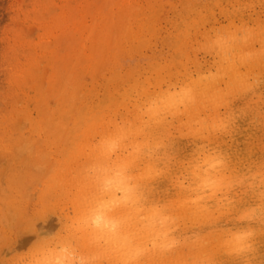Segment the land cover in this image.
Wrapping results in <instances>:
<instances>
[{
  "label": "clouds",
  "instance_id": "1",
  "mask_svg": "<svg viewBox=\"0 0 264 264\" xmlns=\"http://www.w3.org/2000/svg\"><path fill=\"white\" fill-rule=\"evenodd\" d=\"M188 3L175 54L84 123L0 264H264V135L237 139L264 131V0Z\"/></svg>",
  "mask_w": 264,
  "mask_h": 264
},
{
  "label": "rangeland",
  "instance_id": "2",
  "mask_svg": "<svg viewBox=\"0 0 264 264\" xmlns=\"http://www.w3.org/2000/svg\"><path fill=\"white\" fill-rule=\"evenodd\" d=\"M201 6L188 0H0V232L18 234L24 226L20 209L29 214L39 201L51 200L49 168L63 140L55 138L59 128L41 118L49 120L58 107L52 119L62 114L67 121L60 105L62 99L69 103V64L62 71L64 85L56 90L55 83L48 85L49 68L41 57L53 51L68 59L115 58L117 76L109 81V68H99L94 78L79 75L85 97L97 100L107 90L120 92L131 76L174 55L170 32L183 15ZM32 55L38 58L42 93L15 82ZM240 126L253 128L255 138L263 134L255 123ZM18 136L25 138L20 145Z\"/></svg>",
  "mask_w": 264,
  "mask_h": 264
},
{
  "label": "bare ground",
  "instance_id": "3",
  "mask_svg": "<svg viewBox=\"0 0 264 264\" xmlns=\"http://www.w3.org/2000/svg\"><path fill=\"white\" fill-rule=\"evenodd\" d=\"M93 11L94 10H88L89 13H92ZM59 41L62 40L60 39ZM30 57L31 59L27 61L23 66H21L19 71H17L15 75V82L19 83L20 87H25L27 90H31L33 93H39L43 88L39 78L40 69L38 68V65L36 66L38 58H36L34 55ZM41 58L43 59L44 64L49 68L48 85L53 87L55 83L57 85L56 90L59 89L60 85H64L65 80L63 79L62 71L64 70V67L69 64V103L66 100L62 99V103L64 102V105L59 104L60 109H62L64 112L66 111L67 121L63 119L62 114L60 115L59 120L52 119L53 117H55L54 114L56 113L55 111L58 107L55 110H52V116L48 118L49 120H46L44 117L41 118L42 121H48L50 125L57 126L59 128V132L56 133L55 138L63 140V143L58 149L59 151L56 152L55 156L53 155L54 157H52V160L50 158L53 165L51 168H49L50 186L48 189L50 198L53 199L58 185H60L63 181L70 179L69 169L72 166V158L77 147V140L80 129L91 116L95 115L97 112L103 111L105 108L110 107L112 104H114L118 99L117 96L119 92L118 90H113L114 92H111L112 90H107V92H104L103 95L97 100H93L85 97V91L82 90L83 87L81 86V84H78L80 83V74H89L94 78L99 68H109L110 76L108 78V81L116 77L117 70L115 68V58H108L105 56H83L81 58L77 57L68 59L65 56H55V54H53V51H48L47 55H44V57ZM28 79L31 80V83L27 82ZM76 92H79V98L77 100L74 99V95ZM40 97H42V94L40 95ZM39 102L43 103V99H40ZM74 109H77V112L73 118H70V116L74 113ZM57 127H55L56 132L58 131ZM262 135H264V131L263 134L260 133V135L255 138L253 128L240 126L237 134V139L241 142L242 147L247 144L256 146L259 138ZM16 138V141L20 139L18 145L22 144L23 140L25 139L23 136H21V138L19 136ZM14 153L15 152L13 150H10L9 154H11L12 157ZM17 181L19 183L23 182V178H18ZM21 211H27L22 207L20 209V214L18 215L19 219L24 221V217L27 214H25V212L21 213ZM54 220L55 218L53 217L49 222L50 225H54ZM18 230L21 231L22 229Z\"/></svg>",
  "mask_w": 264,
  "mask_h": 264
}]
</instances>
